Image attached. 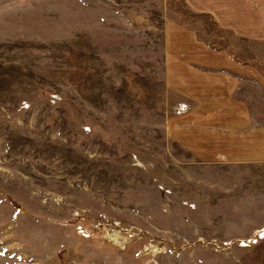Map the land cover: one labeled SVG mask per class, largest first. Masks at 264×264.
<instances>
[{
  "label": "rangeland",
  "instance_id": "rangeland-1",
  "mask_svg": "<svg viewBox=\"0 0 264 264\" xmlns=\"http://www.w3.org/2000/svg\"><path fill=\"white\" fill-rule=\"evenodd\" d=\"M199 1L0 0V264H234L263 236L225 237L233 169L169 137L180 34L264 69V0Z\"/></svg>",
  "mask_w": 264,
  "mask_h": 264
},
{
  "label": "crops",
  "instance_id": "crops-1",
  "mask_svg": "<svg viewBox=\"0 0 264 264\" xmlns=\"http://www.w3.org/2000/svg\"><path fill=\"white\" fill-rule=\"evenodd\" d=\"M206 1L190 8L209 11L217 18L218 11L232 12V0L223 5L221 0ZM180 35L174 44V65L167 71L170 88L174 87V136L169 137L185 154L203 161L200 165L233 169V174L225 175L233 179L234 187L233 221L223 225L232 231L225 237L249 244L256 231L264 230V69L240 65L228 54ZM196 52L207 53L208 60L196 62ZM181 106L184 112L175 114ZM257 240L237 251L241 257L236 256L234 264H264V233Z\"/></svg>",
  "mask_w": 264,
  "mask_h": 264
},
{
  "label": "built area",
  "instance_id": "built-area-1",
  "mask_svg": "<svg viewBox=\"0 0 264 264\" xmlns=\"http://www.w3.org/2000/svg\"><path fill=\"white\" fill-rule=\"evenodd\" d=\"M254 240H256V239H254ZM254 240H252V242H255Z\"/></svg>",
  "mask_w": 264,
  "mask_h": 264
}]
</instances>
